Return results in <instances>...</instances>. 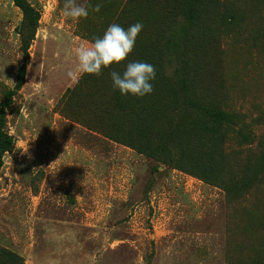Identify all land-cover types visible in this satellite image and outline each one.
Returning a JSON list of instances; mask_svg holds the SVG:
<instances>
[{
  "label": "rangeland",
  "instance_id": "374dc122",
  "mask_svg": "<svg viewBox=\"0 0 264 264\" xmlns=\"http://www.w3.org/2000/svg\"><path fill=\"white\" fill-rule=\"evenodd\" d=\"M25 2L38 27L11 95L23 14L0 0L13 140L1 157L0 264H264V0H201L195 19L187 0H77L101 5L78 22L64 0ZM137 22L128 59L149 56L164 75L151 94L113 87L123 65L68 77L75 46ZM149 97L167 100L159 127L120 108ZM161 129L172 133L166 159L145 152Z\"/></svg>",
  "mask_w": 264,
  "mask_h": 264
},
{
  "label": "clouds",
  "instance_id": "9594fccd",
  "mask_svg": "<svg viewBox=\"0 0 264 264\" xmlns=\"http://www.w3.org/2000/svg\"><path fill=\"white\" fill-rule=\"evenodd\" d=\"M100 12L101 5L95 7L79 4L77 0H64L63 15L74 22L89 16V10ZM142 23H135L127 29L117 23L110 24L102 36L94 37L91 42L85 41L75 46L71 54L75 59V68L67 75L74 82H78L82 75L100 76L104 69L123 65L124 71L112 70L110 77L113 87L121 95L131 94L135 97H144L153 91L151 81L156 78L155 67L143 61H130L128 58L134 51ZM10 81V80H9Z\"/></svg>",
  "mask_w": 264,
  "mask_h": 264
},
{
  "label": "trees",
  "instance_id": "16d2710c",
  "mask_svg": "<svg viewBox=\"0 0 264 264\" xmlns=\"http://www.w3.org/2000/svg\"><path fill=\"white\" fill-rule=\"evenodd\" d=\"M142 1V0H127L125 3V6H131L136 4L137 2ZM201 0H187V4L189 5V14L192 15V19L196 18V15L198 14L197 12V5L200 3ZM13 3L16 7H18L22 14H23V22L21 24V29H20V36H21V52L23 54V63L21 67L18 69L17 73V79H16V85L14 90L10 93L11 95L15 94L16 91H18L21 87V84L23 82L24 74H25V62L28 59L27 56V50L28 47L31 43V41L34 39V35L36 32V29L38 27V20H39V12L33 8L31 5L25 2V0H13ZM192 3V4H191ZM198 16V15H197ZM151 38L149 40H146V42H151ZM157 43V41H156ZM155 47L153 48V51L155 50ZM159 57L155 58V61H158ZM140 60L143 62H148L152 64L155 67V70L157 69V63H153L151 58L149 56H144L140 55ZM157 72H160L157 70ZM164 75H157L156 78L158 81L163 80ZM170 90H172L170 88ZM171 95V94H170ZM10 102V101H9ZM167 103V100L158 101V99H155V97H149L148 99L144 98L142 101L140 99H132V98H127L125 101H123V105H120V108H123L124 110L129 112V116L136 119L138 123L142 120L146 123H151L152 125L158 124V127L160 126V122L162 119H166L165 116H163V112L165 111L164 104ZM117 103L113 104V108L117 107ZM189 105V104H188ZM4 109L5 106L2 105L0 107V167H1V157L3 153L7 152L13 143L12 137L9 136L6 132H4ZM140 116V118H139ZM212 116L217 117L214 113H212ZM221 119V118H220ZM223 120V119H222ZM97 125H93V128H96ZM164 126H167L170 128V125H167L165 123ZM103 129V126L101 127ZM170 130V129H168ZM172 133L169 131H165L161 129L157 135H156V141L154 143V147L151 149H148L149 151L147 154H151V156H161L162 158L166 159L169 156V149H168V143L170 142L169 137ZM169 140V141H168ZM129 144V142H125ZM149 148V147H148ZM144 150V149H143ZM146 150V149H145ZM170 162L171 159H168ZM264 239V236H262ZM0 252H2L0 250ZM6 255H10L7 254ZM17 260V259H16ZM15 257L11 256L10 258L6 259V262H9L10 264H15ZM261 264V263H259Z\"/></svg>",
  "mask_w": 264,
  "mask_h": 264
}]
</instances>
